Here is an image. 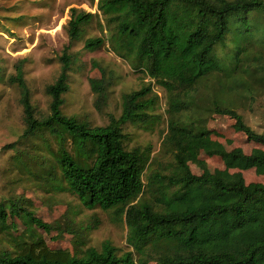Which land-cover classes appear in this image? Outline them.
Returning <instances> with one entry per match:
<instances>
[{
	"label": "trees",
	"instance_id": "obj_1",
	"mask_svg": "<svg viewBox=\"0 0 264 264\" xmlns=\"http://www.w3.org/2000/svg\"><path fill=\"white\" fill-rule=\"evenodd\" d=\"M97 8L110 28L112 51L170 94L171 119L163 147L173 155V167L168 175L154 172L147 185L159 186L156 205L139 201L146 191L150 151L128 150L124 133L128 124L148 125L153 120L158 96L152 88L123 95L121 116H110L105 127L63 112L77 62L71 49L96 13L70 11V43L60 56L58 78L47 88L51 103L46 116L37 115L23 66L17 67L12 79L21 90L25 124L18 142L48 133L58 143L56 165L51 168L47 157L35 151L18 159L29 174L33 164L43 165L47 180L55 181L58 189L66 184L85 209L114 211L126 224L128 245L141 258L137 262L132 252L119 256L110 242L78 253L51 249L38 231L48 235L57 231L59 239L63 226L43 221L31 201L20 196L0 201V234L8 243L0 245V264H264V183L247 184L243 175L254 169L264 177V149L251 154L240 148L228 151L212 141L207 119H181L194 111L193 94L199 85L219 76L211 113L229 117L236 132L264 147V133L250 127L234 104L224 99L243 85L238 76L249 68L247 64H261L264 69V56L258 58L253 51L256 42L264 44V18H258L264 14V0H100ZM105 43V38H89L85 50L94 52ZM229 45L228 65L218 48ZM93 65L101 78L91 79L90 86L102 110L115 77L99 63ZM202 152L221 158L225 169L208 171L199 160ZM193 164L200 166L202 175L193 173ZM19 223L25 231L16 236ZM75 237L78 246L80 239Z\"/></svg>",
	"mask_w": 264,
	"mask_h": 264
},
{
	"label": "rangeland",
	"instance_id": "obj_2",
	"mask_svg": "<svg viewBox=\"0 0 264 264\" xmlns=\"http://www.w3.org/2000/svg\"><path fill=\"white\" fill-rule=\"evenodd\" d=\"M99 3L100 0H0V201L22 196L31 201L33 209L43 221L61 224L65 232L59 239H56L57 231L51 235L38 231L51 249L78 253L79 250L91 247L100 249L103 243L110 242L118 250L119 256L132 252L138 262L141 256L127 243L126 224L114 211L85 209L66 184L58 189L55 181L47 180L48 170L43 165L33 164V174H29L18 159L23 153L35 151L36 155L43 154L47 157V166L51 168L56 165L58 143L48 133H43L39 139L27 143L18 142L25 124L21 90L12 79L17 74V67L23 66L37 115L40 118L46 116L51 103L47 88L58 78L61 72L60 56L70 43V11L76 8L79 11L96 13L91 24L84 27L81 38L72 46L71 53L77 57V62L71 72V91L65 96L63 112L91 126L105 127L109 124L110 116H121L123 95L139 91L143 87H151L158 96V103L152 110L153 120L148 125L128 124L124 127V133L128 150L141 147L150 151V161L144 175L146 191L139 201L156 205L159 186L147 185L154 172L168 175L173 167V155L167 153V149L163 147L171 119L170 94L142 71H135L128 62L112 51L108 42L110 28L103 15L98 13ZM261 17L264 18V14L258 16ZM260 21L263 22V19ZM97 37L106 39L104 47L94 52L85 50V41ZM256 44L253 50L256 56H264V44ZM230 47L231 45L218 48V54L226 59L228 65ZM94 62L113 72L115 77L108 104L102 110L97 108L96 96L90 86L91 79L101 78L100 71L94 68ZM250 64L238 76L243 85L230 95L224 96V99L234 104L250 127L263 134L264 69L261 64L253 67ZM262 64L264 67V62ZM219 88V76L210 77L200 84L198 92L193 94L194 111L185 114L181 119H207V130L212 134V141L223 144L228 151L240 148L246 154H251L256 149H264L249 142L244 134L236 132L232 119L211 113L212 100L216 98L215 90L218 91ZM69 149L76 156L71 146ZM77 158L79 161L83 160L79 156ZM199 160L205 163L210 172L225 169V164L219 157L210 158L202 152ZM191 169L196 175L204 172L197 164L191 165ZM243 175L247 184L264 183V177L259 176L254 169L244 171ZM24 231V226L19 223V230L14 234L19 236ZM75 235L80 239L78 246ZM1 244L8 243L7 238L0 234Z\"/></svg>",
	"mask_w": 264,
	"mask_h": 264
}]
</instances>
